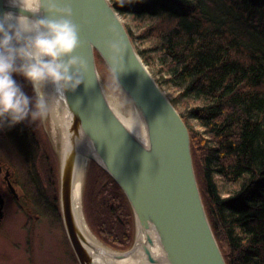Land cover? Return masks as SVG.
<instances>
[{
    "label": "trees",
    "instance_id": "trees-1",
    "mask_svg": "<svg viewBox=\"0 0 264 264\" xmlns=\"http://www.w3.org/2000/svg\"><path fill=\"white\" fill-rule=\"evenodd\" d=\"M109 1L140 58L180 108L225 263L264 264V0ZM95 58L97 67L105 65L97 53ZM14 75L32 95L31 85ZM37 122L12 130L29 162L30 181L40 183L31 184L41 212L60 220L58 161ZM87 172L88 226L109 248L128 250L134 223L125 195L96 164L90 162Z\"/></svg>",
    "mask_w": 264,
    "mask_h": 264
},
{
    "label": "water",
    "instance_id": "water-1",
    "mask_svg": "<svg viewBox=\"0 0 264 264\" xmlns=\"http://www.w3.org/2000/svg\"><path fill=\"white\" fill-rule=\"evenodd\" d=\"M72 7L83 42L77 54L87 60L88 71L84 82L64 99L67 112L72 111L73 116L67 126L64 153H60L59 208L78 264H95L72 199L81 159L94 162L105 171L131 207L136 238L128 251L114 252L118 259L140 247L150 264H159L149 251L152 233L166 264H226L204 209L189 132L180 114L135 50L121 16L109 0H73ZM9 10L19 11L7 0H0V13ZM113 35L124 45L117 61L124 69L117 72V77L113 71L117 65L106 43ZM95 53L129 102L141 111L145 140L125 129L111 109L99 78ZM139 233L144 234V243L138 242Z\"/></svg>",
    "mask_w": 264,
    "mask_h": 264
},
{
    "label": "clouds",
    "instance_id": "clouds-1",
    "mask_svg": "<svg viewBox=\"0 0 264 264\" xmlns=\"http://www.w3.org/2000/svg\"><path fill=\"white\" fill-rule=\"evenodd\" d=\"M7 3L19 11L0 13V129L26 120L47 119L58 104L62 106L66 94L84 82L88 71L87 60L77 54L83 42L80 25L73 19V0H7ZM106 43L117 65L113 69L117 77V72L124 69L117 63L124 45L115 35ZM14 74L31 85L32 95ZM49 86L53 89L51 94L46 90ZM122 115L125 129L140 138L145 123L141 111L131 104ZM72 116L73 112L68 111L66 119L71 121Z\"/></svg>",
    "mask_w": 264,
    "mask_h": 264
},
{
    "label": "rangeland",
    "instance_id": "rangeland-1",
    "mask_svg": "<svg viewBox=\"0 0 264 264\" xmlns=\"http://www.w3.org/2000/svg\"><path fill=\"white\" fill-rule=\"evenodd\" d=\"M122 21L123 23L125 22L123 19ZM97 70L101 79V83L103 84V87L107 90L108 93H112L114 90V84L112 82L113 78L107 66L102 65L101 67H97ZM164 93L168 97V99L171 98L172 96L171 91L165 90ZM175 109L179 114L181 113L180 108L178 109V107L177 108L175 107ZM37 123H38L37 126L41 129V134L49 140L50 147L52 148V151L55 154L58 161V168H60V153L62 147L60 142L56 140V138L52 133V125H51L52 123L50 120V116L45 120L38 121ZM190 125L192 126L193 124ZM192 127H194V129L199 130L196 127V125H193ZM13 148L14 151L16 152L15 146ZM16 153L14 156H12L8 152L6 157L8 160H10L13 163V167L14 170H16V172L19 173L25 172L24 163L22 162V159L18 155H16ZM89 166H90V162L87 164L86 167V174L85 177H83L84 182H86L87 179V174H88L87 171L89 169ZM30 179H29V192L32 194L33 198L35 199V200L33 199L35 204L39 205L40 201L38 199L39 197L38 192L36 194L35 186L31 184L33 182L34 184H36L37 182L39 183V181L35 177H33L32 182L30 181ZM83 195L81 200V206H83ZM58 204H59V177H58ZM85 214H86L85 217L83 216L85 223L87 224L86 222L87 220L88 223L91 225V220L89 218V214L86 208H85ZM32 215L39 216V220L35 223L36 231L34 232L35 234L34 241L36 244L34 250L35 264H78L71 249V246L67 240L64 226L62 223L61 213H60V220L54 218L51 214H49L45 210L40 213H38V210H33L30 213V216ZM6 218H7V221L5 223L6 225H4V228L0 229V264H28L24 253V245H25L24 242L26 239L25 237L27 235H31V233H29V230L27 229L25 230L24 227L26 216L23 215V213H18L15 210V208L10 207ZM133 223H134V238L131 247L133 246L136 238L134 217H133ZM92 234L104 247H106L107 249L113 252L120 253V252H126L129 249H131L130 247L126 251L114 250L112 248H109L103 242H101L93 232ZM38 243H39V247H38Z\"/></svg>",
    "mask_w": 264,
    "mask_h": 264
},
{
    "label": "bare ground",
    "instance_id": "bare-ground-1",
    "mask_svg": "<svg viewBox=\"0 0 264 264\" xmlns=\"http://www.w3.org/2000/svg\"><path fill=\"white\" fill-rule=\"evenodd\" d=\"M112 82L114 84L113 92L108 93L107 90L103 87V84L101 83L103 87V91H104L105 97L111 109L114 111V113L117 115V117L121 120V122L126 127V121L122 113L126 110V107L128 105H131V103L129 102L127 97L124 95L121 88L119 87L117 82L114 80V78L112 79ZM46 90L50 94L53 91L51 86H49ZM126 102L128 103L126 104ZM66 117H67V110H66L65 102L63 101L62 106L58 104L56 108L53 110V112L50 114V120L52 123L51 124L52 133L54 137L56 138V140L60 142L61 147H62L61 149L62 153H64V150L67 144V138H68L67 126H68L69 121L66 119ZM131 133H133V135L137 137L135 132H131ZM139 136L140 138L137 137L139 140H145V132H144L143 126L139 132ZM88 163L89 162H87L85 159H81L77 166L76 177L74 180L73 190H72V199H73V205H74L75 212H76L75 214H77V219L81 223L82 229L85 233V237L91 244L89 251L91 252V254H93L95 258V264H102V263L104 264H150L146 260L145 256L142 254L140 247L137 248L135 251L131 252L124 259H118L117 253H114L111 250L104 247L94 237L89 226L85 223L84 221L85 211H84V207L81 206V200H82V195L85 189V182L83 180V177H85L86 167ZM35 192L37 194L36 188H35ZM149 235L153 242V245L149 246V251L151 255L159 261V264H166L164 254L160 246L156 242L155 236L152 233H149ZM137 240L139 243H142V242L144 243L145 242L144 234L139 233Z\"/></svg>",
    "mask_w": 264,
    "mask_h": 264
},
{
    "label": "flooded vegetation",
    "instance_id": "flooded-vegetation-1",
    "mask_svg": "<svg viewBox=\"0 0 264 264\" xmlns=\"http://www.w3.org/2000/svg\"><path fill=\"white\" fill-rule=\"evenodd\" d=\"M0 131V229L6 225V217L10 207L15 208L18 213H23L26 216L25 230L27 229L31 233V235L25 237L24 253L27 263L35 264L34 250L36 244L34 232L36 231L35 223L39 220V216H30V213L33 210H38V213H40L41 209L39 205L35 204V199L29 192V162L19 140L15 139L12 127H5L4 129H0ZM14 146L17 153L14 151ZM8 152L12 156L16 153L22 159L25 172L19 173L14 170L13 163L6 157ZM38 199L40 200V197Z\"/></svg>",
    "mask_w": 264,
    "mask_h": 264
}]
</instances>
